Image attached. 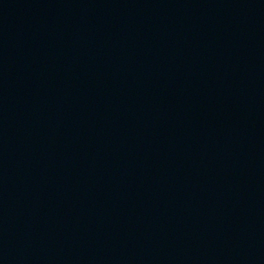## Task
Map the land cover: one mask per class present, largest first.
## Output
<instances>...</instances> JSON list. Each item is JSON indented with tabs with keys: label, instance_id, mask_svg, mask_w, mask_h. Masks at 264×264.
<instances>
[{
	"label": "water",
	"instance_id": "water-1",
	"mask_svg": "<svg viewBox=\"0 0 264 264\" xmlns=\"http://www.w3.org/2000/svg\"><path fill=\"white\" fill-rule=\"evenodd\" d=\"M0 264H264V0H0Z\"/></svg>",
	"mask_w": 264,
	"mask_h": 264
}]
</instances>
